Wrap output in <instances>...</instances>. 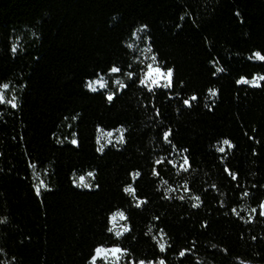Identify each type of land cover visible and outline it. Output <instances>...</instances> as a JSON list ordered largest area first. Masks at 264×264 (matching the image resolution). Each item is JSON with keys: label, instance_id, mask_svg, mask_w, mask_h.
Returning a JSON list of instances; mask_svg holds the SVG:
<instances>
[{"label": "trees", "instance_id": "obj_1", "mask_svg": "<svg viewBox=\"0 0 264 264\" xmlns=\"http://www.w3.org/2000/svg\"><path fill=\"white\" fill-rule=\"evenodd\" d=\"M136 32L174 88L138 86ZM256 51L264 0H0V264H89L97 246L126 249L123 264H264V86L236 83L264 75ZM112 66L127 87L109 102L86 83ZM98 129L124 142L98 152ZM89 173L91 189L74 186Z\"/></svg>", "mask_w": 264, "mask_h": 264}, {"label": "snow or ice", "instance_id": "obj_2", "mask_svg": "<svg viewBox=\"0 0 264 264\" xmlns=\"http://www.w3.org/2000/svg\"><path fill=\"white\" fill-rule=\"evenodd\" d=\"M146 28H147L146 25L142 26V29H146ZM129 47H131V45H129ZM12 51H13V53L16 52V46L15 45L12 46ZM149 51H151V48H149ZM253 58L256 61L264 62V54H262L259 51L254 52L251 56L248 57L249 60H252ZM151 59L153 61L157 60L155 55H153L151 57ZM120 71H121L120 68H118L116 66H112L108 70V75L116 74V73H119ZM222 71H223L222 68L217 67L215 69V73H213V75H215L216 73H220ZM98 75H99V79L93 80L91 82L86 83V87L91 92L98 91V88L99 89H105L107 87V81H105L104 76L100 75V74H98ZM127 75L129 76V78H131L134 75V73L129 72V73H127ZM257 80L264 81V75H260V76L254 78L251 81L248 78H246V77H241L239 80L236 81V83L238 85H240V84H244V85L250 84L252 87H262V86H264V85H261L260 83H258ZM113 83L120 85V88L118 89V91H122L124 88L127 87V85L121 84L118 79L113 81ZM138 86L147 87V89H148V91L150 93L153 92V89H165V90L172 89L175 86V83H174V69H172V68L165 69V68L160 67L158 65V63L157 64L149 63L146 66V71H144L142 78L139 79ZM7 88H8L7 84L0 85V89L7 90ZM209 93L213 97L217 95V91L213 90V89H209ZM114 98H115V93H110V94H107L105 96V99L107 101H109V102L113 101ZM169 99H172V97L170 95H169ZM198 99H199L198 96H196L194 94L191 97H189L188 99H184L183 100V105L185 107H191L192 106V102L193 101H197ZM4 102H5L4 95H3L2 92H0V104H3ZM11 106L14 107V108L17 107V105L15 103H12ZM205 106L207 107V104ZM209 110H211V109H209ZM157 115H159V110L158 109H157ZM98 131H99V129H98ZM117 131H119V129H117ZM104 135H106L107 137L111 138V137H113L114 134H113V132H107V133H104ZM171 135H172V131H171L170 128L163 132V141H164V143H171V141L169 140V137ZM99 140H100V138L97 139V143H99ZM123 142L124 141H123L122 134H121L120 138L116 139L115 141H113L112 139H109V141H108V143H123ZM71 144L74 145V146H78V141L73 139L71 141ZM222 144L224 146L235 147V145H232L231 142L228 139H224L222 141ZM172 148H173V150H175V145L174 144L172 145ZM97 151L98 152H102V148H98ZM183 151L186 152L187 150L185 149ZM218 151L220 153H223L225 151V148L224 147H220V148H218ZM165 162L173 164L174 167L179 166L182 169H183L184 165H188L190 167V162L187 159V157H185L183 159V163L182 164H177L176 162H172V161H166V158L161 159V160L157 161L156 163L157 164H164ZM225 171L228 172V174L232 176L233 180L237 179V175L233 174L231 169H228L227 167H225ZM92 175H93V173H89V176H92ZM130 175H133V174L130 173ZM134 175H135V177H138L139 176V172L135 173ZM79 181H80L79 184H75V187H80L81 185L84 188H89L90 187L89 184L84 182L85 178L83 176H81L79 178ZM255 186L256 185H253V187H255ZM124 192L125 193H132L134 195L135 194V189L133 187H131V186H127V187L124 188ZM39 194H40L39 190H37V195H39ZM243 195H249V193L248 192H244ZM136 199H137V203L135 205H133L134 207H140L141 203H146L147 202L146 200L145 201H141L138 197ZM179 199L183 200V196L179 197ZM195 199L199 200V197H196ZM198 206H199L198 204H195V203L192 204L193 208L198 207ZM259 209H260V216L264 217V200H262L260 202ZM233 211L235 212V210H233ZM252 212L253 213L257 212V209L253 208ZM237 215H238V213H237ZM117 216L122 221L127 219V217L125 216V214L122 211H120L118 213H115V214H113L110 217V222L113 225H115V222L117 220ZM248 222L251 223L252 220L250 219ZM107 231L108 232H113V228L112 227H108ZM126 231H130V228L126 229ZM116 235H117V238H118L120 233H117ZM153 239L155 240V237H153ZM253 239H255V237H253ZM157 248L161 252L166 251L165 245L161 244L159 242H157ZM186 252H187L186 249L182 250L179 253L180 257H184ZM128 255H129L128 251L126 249H122L120 247L105 248L103 246H97L94 249L93 255L91 256L90 264H97V261L99 259L107 260V258H111L115 262V264H119V261L121 260V258L122 257H126ZM127 264H165V262H164L163 259H160L158 262L157 261H145V260H140V261L128 260Z\"/></svg>", "mask_w": 264, "mask_h": 264}, {"label": "rangeland", "instance_id": "obj_3", "mask_svg": "<svg viewBox=\"0 0 264 264\" xmlns=\"http://www.w3.org/2000/svg\"><path fill=\"white\" fill-rule=\"evenodd\" d=\"M129 45H131V47H129V49L133 52V54L135 55L136 59H138L141 62V64L144 66V70H143V72L141 74V78H142L144 71H146L147 64H149V63L157 64V62L153 61L151 59L152 54L149 51V47H148L147 41L142 39V33L141 32H136L133 35L131 41L129 42ZM257 62H261V61H257ZM254 78H256V77H254ZM97 79H99V78H97ZM97 79H95V80H97ZM104 79H105V81H107V87L105 89H99L98 88V91H103L106 94H110V93H112V91L118 90L120 88V85L113 83V81L118 79L120 81V83L122 84V79L117 76V73L116 74H112V75H108V76L104 77ZM253 79H251V80H253ZM88 82H91V81H88ZM257 82L261 83L262 81L257 80ZM242 85H244V84H242ZM247 86L252 87L250 84H248ZM0 92H2V91H0ZM108 132H113V134H114L113 137L110 138V137H107L106 135H104V133H107V131H99L98 132L97 139L100 138L99 143H97L98 148H102V149L107 148V147L117 148V147H119L122 144V143H108L109 139H112L113 141H115L116 139L120 138L121 134L123 136V131L121 129H119V131L115 130V131H108ZM82 176L85 178L84 182L89 184L90 187L89 188H84L81 185L80 187H77V188L82 189V190L91 189L92 188V176H89V174L82 175ZM80 177L81 176H74L73 177L74 186H75V184H79V182H80L79 178ZM38 189H40V186H38ZM109 227L113 228V232H111V234L114 237H117V235H116L117 233H120V235H119V237H120L122 234H124L126 232V229H127L125 220H123V221L120 220L118 216H117V220L115 222V225H113L110 222V220H109ZM89 264H90V262H89ZM97 264H115V262L111 258H107V260L99 259L97 261ZM119 264H123V257L119 261Z\"/></svg>", "mask_w": 264, "mask_h": 264}]
</instances>
